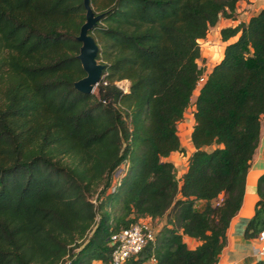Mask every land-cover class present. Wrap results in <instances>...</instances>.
I'll use <instances>...</instances> for the list:
<instances>
[{"label": "trees", "instance_id": "trees-1", "mask_svg": "<svg viewBox=\"0 0 264 264\" xmlns=\"http://www.w3.org/2000/svg\"><path fill=\"white\" fill-rule=\"evenodd\" d=\"M238 1L88 0L102 70L87 93L73 87L82 0H0V264H107L111 232L163 216L122 264L216 263L264 113V7L219 30L209 70L196 60ZM194 89L186 155L175 126ZM173 151L186 161L179 185L161 159ZM255 192L246 239L264 229V171Z\"/></svg>", "mask_w": 264, "mask_h": 264}, {"label": "crops", "instance_id": "crops-1", "mask_svg": "<svg viewBox=\"0 0 264 264\" xmlns=\"http://www.w3.org/2000/svg\"><path fill=\"white\" fill-rule=\"evenodd\" d=\"M264 7V0H240L236 3L233 18H224L219 17L216 23L209 31L217 29L219 30L223 27H233L239 22H246L249 16L256 13L259 9ZM250 8V11L253 9L254 12L247 15L244 10ZM214 28V29H213ZM207 35V34H206ZM205 38V37H204ZM233 39L230 38L229 41ZM203 38L199 41L202 42ZM198 41V44H200ZM221 43L225 44V42ZM200 53H201V48ZM203 64V63H202ZM201 65V64H200ZM204 65V64H203ZM201 65V66H203ZM199 66V65H198ZM193 111V106L191 107ZM193 125L192 113H191V124L190 129ZM183 137L185 154L188 155L193 151V146L189 139V132ZM185 134V133H184ZM177 135V133H176ZM178 136V135H177ZM186 137V138H185ZM179 139V138H178ZM211 147H204L205 150L210 149ZM162 160L169 161L174 167L175 178L177 179L178 185L180 184V177L186 170V161L185 157L181 155L178 156L177 151L170 152L168 156L161 158ZM264 171V113L260 115L259 118V137L254 148V151L251 155V158L246 169L244 177L243 192L240 201V205L236 213L229 219L228 225L224 232V243L218 254V258L215 264H252L257 259L255 258L253 251L257 246L258 242L255 237L244 238L243 230L248 221V219L253 214V209L255 202L258 197L255 192V182L257 177ZM221 195L218 196V199ZM215 203V201H213ZM203 201H197L195 206L201 208ZM153 227L158 230L160 226L164 223V216L161 218H154L153 220L149 219ZM182 242L186 245L187 248L193 249L200 242L192 237L187 235L181 236ZM91 264H100L99 261H93Z\"/></svg>", "mask_w": 264, "mask_h": 264}, {"label": "built area", "instance_id": "built-area-1", "mask_svg": "<svg viewBox=\"0 0 264 264\" xmlns=\"http://www.w3.org/2000/svg\"><path fill=\"white\" fill-rule=\"evenodd\" d=\"M201 81L202 77L199 78L198 83ZM115 84L121 90H125L127 86H120L117 82ZM119 178L112 179L110 190L113 189V184L118 183ZM155 233L156 231L147 217L138 219L128 227L111 232L108 236L111 252L107 264H122L126 259L135 256L148 242L154 239ZM255 238L258 244L254 248L253 254L257 260L264 261V229L260 230Z\"/></svg>", "mask_w": 264, "mask_h": 264}, {"label": "water", "instance_id": "water-1", "mask_svg": "<svg viewBox=\"0 0 264 264\" xmlns=\"http://www.w3.org/2000/svg\"><path fill=\"white\" fill-rule=\"evenodd\" d=\"M84 7V22L79 27L76 40L81 43L76 58L78 59L85 75L73 83V87L81 92H93L102 70V64L95 59L97 46L93 38L88 34L96 22L98 16H94L88 4V0H82Z\"/></svg>", "mask_w": 264, "mask_h": 264}, {"label": "rangeland", "instance_id": "rangeland-1", "mask_svg": "<svg viewBox=\"0 0 264 264\" xmlns=\"http://www.w3.org/2000/svg\"><path fill=\"white\" fill-rule=\"evenodd\" d=\"M244 11L247 12L246 13L247 15H249V13L254 12L255 10L253 9L252 11H250V8H248V9H245ZM209 30L207 31L206 33L207 35H205V38H203L202 42L199 41L200 43L199 48H201V53H200L199 58L196 60L197 65H199V67H202L205 71L209 70L211 66L219 60L222 54L223 47H224V44L221 43L219 32L217 31V29H215L214 31L213 30L209 31ZM200 64L203 66H201ZM127 83L128 82L125 80L117 82V84H119L120 86H123V85L125 86L127 85ZM196 89L192 91L189 105L184 110L181 119L176 123V126H175L176 133L178 135L177 137L179 138L180 146L184 150H185V147H184L183 137L187 134L188 130L190 129L191 113H192L191 107H192L193 99L197 93ZM92 93H95V89ZM181 155L182 154L178 153V156L181 157ZM182 156L184 157V155ZM124 167H125V162L124 163L122 162L118 166V168L113 172L112 179L116 177H121V175L124 173L123 172ZM91 200L94 201V196L91 197ZM155 231L157 232L156 229Z\"/></svg>", "mask_w": 264, "mask_h": 264}, {"label": "clouds", "instance_id": "clouds-1", "mask_svg": "<svg viewBox=\"0 0 264 264\" xmlns=\"http://www.w3.org/2000/svg\"><path fill=\"white\" fill-rule=\"evenodd\" d=\"M95 87H96V85H95ZM95 89V88H94ZM94 91V90H93Z\"/></svg>", "mask_w": 264, "mask_h": 264}]
</instances>
